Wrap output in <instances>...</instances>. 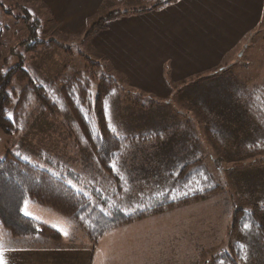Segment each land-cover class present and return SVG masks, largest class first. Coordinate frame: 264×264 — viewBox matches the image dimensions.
<instances>
[{
  "label": "rangeland",
  "instance_id": "obj_1",
  "mask_svg": "<svg viewBox=\"0 0 264 264\" xmlns=\"http://www.w3.org/2000/svg\"><path fill=\"white\" fill-rule=\"evenodd\" d=\"M139 5L141 2L135 0H117L111 10L133 9ZM259 26L262 28L238 39L236 45L222 56L220 63L209 71L192 73L181 77L177 83H171V93L165 96L156 93L159 86H155V93L150 91L145 76L138 71L134 76L141 80L133 81L108 63L124 92L132 90L150 95L154 100L170 101L149 110L136 109L124 105V101L118 98L122 95L118 90L107 101L108 122L116 133L126 135L152 130L159 134L141 149L128 151L121 160L118 169L128 185L124 195L131 192L130 195L135 197L137 192L141 194V189L146 193L167 188L162 172L166 165L179 160L183 153L191 155L193 151L202 157L199 165L202 175L217 185V189L202 200L182 202L164 213L135 220L129 226L118 225L106 233L105 237L110 239H130V243L125 244L124 253L116 254L119 264H226L219 257L232 242H237L242 249L237 264H264V234L249 226L231 229L235 209L252 204L264 205V164L251 161L262 156L264 147L247 151L258 142L261 145L262 136L256 122L234 95L240 85L260 78L264 71V22ZM83 32H62L44 1L0 0V70L18 63L20 55L24 68L32 74H44L45 79L53 78L54 73L74 75L79 70L85 76L86 73L90 75V64L84 56H90L94 61L106 60L90 47V38L85 39ZM32 33L37 40L54 38L69 50L64 54L54 46L28 50L21 40L25 36L32 37ZM220 67V75L209 74ZM151 72L155 78L159 74L157 70ZM100 73L95 72L97 76ZM164 74L163 81H171L167 70ZM13 84L17 91L20 90L21 85L15 81ZM95 86L96 82L93 89ZM51 99L54 102L59 100L57 90ZM25 111L16 132L7 133L0 128V158L11 152L52 172L72 171L70 175L75 173L78 179L71 178L68 182L77 189L107 180L106 174L89 161L88 148L67 110L55 117L32 102ZM7 116H12L10 109ZM177 123L183 128L179 133L175 129ZM157 163L161 168L156 166ZM23 212L56 229L62 236H71V231L82 233L69 217L31 201L24 203ZM125 228L129 230L123 234L118 231ZM123 246L113 243L117 250Z\"/></svg>",
  "mask_w": 264,
  "mask_h": 264
},
{
  "label": "trees",
  "instance_id": "obj_2",
  "mask_svg": "<svg viewBox=\"0 0 264 264\" xmlns=\"http://www.w3.org/2000/svg\"><path fill=\"white\" fill-rule=\"evenodd\" d=\"M136 1L141 2L142 9L126 8L117 11L110 8L93 18L82 33L84 38L89 39L93 33L104 29L108 21L120 15L158 8L174 0ZM32 37L25 36L21 40L28 50L48 49L50 46L59 48L63 54L69 50L68 46L54 38L37 40ZM84 57L89 61V70L92 71V74L86 73V76L79 70L74 75L60 76V73H54L53 78L45 79L44 74L33 75L24 68L20 55L18 63L0 70V128L7 133L16 132L26 107L32 102L40 110L55 117H60L62 111L67 110L79 129L85 147L88 148L89 161L107 176V180L101 182L102 184L94 182L77 189L68 182L71 178L78 179L75 173L70 175L72 171L67 170L63 174L52 172L8 152L4 158H0V229L11 237L40 235L52 241L61 239V233L56 229L23 212L25 201L69 217L85 237L96 243L101 236L118 225L164 213L188 200H202L217 189V185H214L209 177L202 175L203 171L199 167L202 157L199 152L193 151L191 155L183 153L179 160H172L167 164L165 171L161 170L167 180V188H158L146 193L141 189V194L137 192L135 197L130 195L131 192L127 193L128 196L124 195L128 185L125 176L118 169L121 160L128 151L143 147L149 141L157 139L159 134L152 130L126 135L116 133L108 122L107 101L113 98L116 90L122 92L118 98L124 101V105L136 109L149 110L170 101L154 100L150 95L144 96L132 90L124 92L118 85L114 70L108 68V62L103 59L94 61L90 56ZM221 69L222 67L209 74L218 76ZM96 70L101 71L99 76L95 74ZM96 79L98 81H94ZM13 81L21 85L20 90L17 91ZM55 90L58 91L59 100L54 102L51 95L53 96ZM234 95L238 96L243 110L258 125L262 136L261 145L258 142L257 146L246 149L257 151L261 146L264 147V71L260 78L248 80L245 85H240L239 91ZM8 109L12 111L11 117L7 116ZM178 124L175 129L179 133L183 128ZM210 134L212 135L211 131ZM194 138L195 142L198 141L197 136ZM254 160L264 164V153L258 160L252 158L251 161ZM156 166L161 168L160 163ZM245 224L257 233L264 234V205L252 204L235 209L231 229H242ZM228 246L227 250H223L224 253L221 252L220 261L237 264V259L241 257V246L237 242L229 243Z\"/></svg>",
  "mask_w": 264,
  "mask_h": 264
},
{
  "label": "crops",
  "instance_id": "obj_3",
  "mask_svg": "<svg viewBox=\"0 0 264 264\" xmlns=\"http://www.w3.org/2000/svg\"><path fill=\"white\" fill-rule=\"evenodd\" d=\"M41 1L60 30L72 34L83 32L116 0ZM137 9H142L141 5ZM262 22L264 0H174L108 21L104 29L90 36V47L128 79L141 80L134 76L138 71L150 91L155 93L159 86L156 93L165 96L171 93V83L181 77L218 65L238 39L262 28ZM154 70L159 72L156 78ZM165 70L171 81H163ZM128 230L118 229L122 234ZM105 234L92 243L83 233L73 231L71 236L61 235L60 240L52 241L40 235L14 238L0 229V256L5 264H119L116 254L124 253L130 239H110ZM113 243L124 246L117 250Z\"/></svg>",
  "mask_w": 264,
  "mask_h": 264
},
{
  "label": "snow or ice",
  "instance_id": "obj_4",
  "mask_svg": "<svg viewBox=\"0 0 264 264\" xmlns=\"http://www.w3.org/2000/svg\"><path fill=\"white\" fill-rule=\"evenodd\" d=\"M17 155H19V154H17ZM25 204H27V201H25ZM25 214L28 215L27 212H25ZM244 227H245V228H248V225L245 224ZM65 234H67V233H65ZM0 264H5V261H4V259H3L2 256H0Z\"/></svg>",
  "mask_w": 264,
  "mask_h": 264
}]
</instances>
